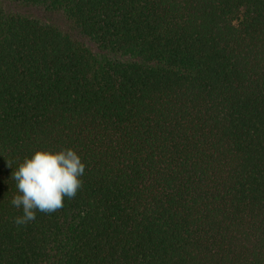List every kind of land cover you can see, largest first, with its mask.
<instances>
[{
  "label": "trees",
  "instance_id": "1",
  "mask_svg": "<svg viewBox=\"0 0 264 264\" xmlns=\"http://www.w3.org/2000/svg\"><path fill=\"white\" fill-rule=\"evenodd\" d=\"M5 2L0 264H264V0ZM69 147L17 226L18 162Z\"/></svg>",
  "mask_w": 264,
  "mask_h": 264
},
{
  "label": "clouds",
  "instance_id": "2",
  "mask_svg": "<svg viewBox=\"0 0 264 264\" xmlns=\"http://www.w3.org/2000/svg\"><path fill=\"white\" fill-rule=\"evenodd\" d=\"M7 163L11 168L12 161ZM85 167L81 156L71 147L36 149L25 156L10 177L18 190L11 204L22 209L14 223L27 225L36 219L38 211L51 214L62 209L65 198L74 199L82 189Z\"/></svg>",
  "mask_w": 264,
  "mask_h": 264
},
{
  "label": "rangeland",
  "instance_id": "3",
  "mask_svg": "<svg viewBox=\"0 0 264 264\" xmlns=\"http://www.w3.org/2000/svg\"><path fill=\"white\" fill-rule=\"evenodd\" d=\"M1 1H2V3H3V4H5V5H6V2H5L6 0H1Z\"/></svg>",
  "mask_w": 264,
  "mask_h": 264
}]
</instances>
